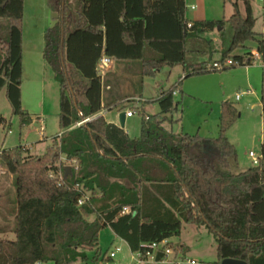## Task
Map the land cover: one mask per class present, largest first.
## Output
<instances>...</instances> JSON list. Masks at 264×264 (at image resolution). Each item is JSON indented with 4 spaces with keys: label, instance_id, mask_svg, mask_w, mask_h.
<instances>
[{
    "label": "trees",
    "instance_id": "obj_1",
    "mask_svg": "<svg viewBox=\"0 0 264 264\" xmlns=\"http://www.w3.org/2000/svg\"><path fill=\"white\" fill-rule=\"evenodd\" d=\"M48 4L57 16L46 31L43 55L59 85V121L65 131L42 155L25 145L0 154L16 188V201L6 216L1 214L0 264L99 262L112 258L99 248L106 227L132 251L144 252V244L180 235L184 224L206 226L214 235V264L226 258L264 264V143L257 165L232 171L237 150L227 131L240 117L233 103L223 104L219 134L208 138L167 126L180 121L173 115L180 112L181 77L149 101L159 104V113L146 115L143 106L135 108L143 115L138 138L99 114L111 105L104 89L113 83L109 71L104 77L97 72L104 56L139 62L141 78L166 66L182 65L186 77L220 71L213 63L229 59L248 66L254 50L264 60V34L255 31L251 0L245 1V14L235 2L227 21L187 18L186 0H77L75 12L69 0ZM262 9L264 18V0ZM23 18L24 0H0V19L8 23L7 35L0 36V92L6 89L13 114L26 125L32 118L21 103ZM227 23L229 47L212 49V38L205 36L217 28L222 33ZM194 39L210 45L202 50L210 55L208 61L189 58L188 42ZM215 52L221 53L219 59H212ZM261 103L264 109V86ZM0 125L10 128L5 117ZM63 156L71 164L68 174ZM10 233L13 239L5 237ZM166 246L176 252L185 248L172 242ZM89 251H94L92 258Z\"/></svg>",
    "mask_w": 264,
    "mask_h": 264
},
{
    "label": "rangeland",
    "instance_id": "obj_2",
    "mask_svg": "<svg viewBox=\"0 0 264 264\" xmlns=\"http://www.w3.org/2000/svg\"><path fill=\"white\" fill-rule=\"evenodd\" d=\"M238 3L240 11L245 14V1L243 0H186L187 18L194 20L196 16H202L205 20H225L227 21L235 12L234 3ZM251 4L256 18L255 31L264 34V18L262 9V0H251ZM70 11L75 12L77 0H69ZM191 6H195L194 9ZM57 14L48 4V0H25V13L23 18V78L21 86L22 108L32 118L26 125L20 123V117L13 114L12 106L7 99L6 89L0 92V118L5 117L10 122V128L0 126V152L3 149L14 148L19 145L27 146L33 155L44 154L52 146L53 138L59 136L60 128V90L58 82L55 79L54 72L50 65L44 59L45 34L46 31L55 23ZM6 31V26L0 22V33ZM219 28L207 34L205 38H212V49L221 50L228 48L232 38V32L228 23L224 26L223 32ZM201 40H191L188 42L189 58L191 60L208 61L210 55L202 53V50L209 48L210 45ZM249 46L256 48L254 42ZM2 43L0 41V56H2ZM238 53L241 50L237 51ZM220 52L213 53L212 59H219ZM115 63H120L115 61ZM133 71L126 73L123 70L116 72V78L130 87L131 94H135L140 100L125 99V110H133L134 116L127 118L125 129L131 138H138L141 135V124L143 115L135 108L139 106L146 115H155L160 112V106L156 102H149L157 98L162 89H169L179 81V76L183 73L184 67L177 65L175 67H163L155 76H146L141 78L135 74L139 62H135ZM237 66L227 70L209 72L201 75L184 78L188 83H192L195 90L192 95L184 91L178 94L176 100L180 103V112L174 113V131L185 124L191 126L201 123L204 129L208 130L220 122L222 106L225 102H231L238 109L240 117L227 131V136L235 145L237 150V163L233 161L232 171L241 172L252 166L253 160L249 153L253 151L257 156L261 155V145L264 143V109L261 103V91L264 86V70L257 62L250 66ZM248 68V71H247ZM111 68L108 70L110 71ZM250 70V73H249ZM73 73V72H72ZM79 77L74 78L78 81ZM129 80V82L127 81ZM183 80V82H184ZM182 82V83H183ZM129 84V85H128ZM248 89H252L250 93ZM241 94V99L236 100V95ZM191 95V97H190ZM78 98L84 102L82 92L79 91ZM197 96V97H193ZM190 98L191 100L186 101ZM129 107V108H128ZM116 112V111H115ZM178 113V114H177ZM110 117V115H107ZM62 161L66 162L65 156ZM16 201V188L13 183V175L9 173L0 162V221L2 215L8 214L13 202ZM13 220L12 216H9ZM13 223V222H12ZM110 227L101 231L99 248L103 254L116 250L121 246L123 252L117 255L126 254L125 259L131 264L133 252L131 253L126 244L121 239L110 241L108 233ZM13 239L14 234L7 236ZM186 243V256H177L184 258V264H190L188 260H195V264H214L217 259L216 239L206 226H195L184 224L180 235L174 236L173 241L178 240ZM174 253V252H173ZM175 254V253H174ZM169 255L166 261H160L157 264H173L176 260L175 255ZM94 251H89L92 258ZM117 259H115L116 261ZM172 260V261H168ZM89 264H113L111 262H93Z\"/></svg>",
    "mask_w": 264,
    "mask_h": 264
},
{
    "label": "crops",
    "instance_id": "obj_3",
    "mask_svg": "<svg viewBox=\"0 0 264 264\" xmlns=\"http://www.w3.org/2000/svg\"><path fill=\"white\" fill-rule=\"evenodd\" d=\"M192 8V6H191ZM24 13H25V0H24ZM202 16H196L194 18V20H203L201 19ZM0 22H2V26L5 25L7 26L8 23H7V20L6 19H0ZM7 35V27H6V31L0 33V36L1 38H4L5 36ZM136 63L135 62H130L129 64L127 63H124V62H120V63H115V61L113 60L112 64H111V70L109 71V78L112 79V85L111 86H107L106 89H104V96L106 97L107 101H109V103H111L110 106H107L106 108H104L99 114L100 115H103L105 117V119L108 121V122H111V123H114L118 126L121 127L120 125V119H119V115L122 111H129L128 110H125L123 107L126 105V107L128 106L126 103H124L125 99L127 98H130V99H135V100H140L139 97H137L135 94H131L130 93V87H127L123 84L122 81L118 80L116 78V72L119 70H123L124 72L128 73V72H132L133 71V66L135 65ZM137 70L135 72V74L139 75L140 74V68H139V65L137 66ZM246 68V67H245ZM247 71H248V68H247ZM249 73H250V70H249ZM182 78V80H184V78H188L185 76V73H184V70H183V73L179 76ZM129 82V80H127ZM189 81H185L182 83V91L184 93V91L187 92V84H188V92L189 94H193L195 93L194 89H193V84L192 83H188ZM120 83V84H118ZM129 85V84H128ZM252 90V89H251ZM127 95H130L129 97H125ZM190 95V97H191ZM193 97H197V96H193ZM188 100H191L190 98L186 99V101ZM142 103L143 102H146L143 101V100H140ZM137 107V106H136ZM129 108V107H128ZM116 111V112H115ZM107 115H110V117H108ZM134 115H132L131 117H127L126 116V121H125V126H126V123H127V118H132ZM179 124V122H178ZM125 126L123 127L125 129ZM126 130V129H125ZM219 131H220V122L217 121V123H214V125L211 127V129H204V126L201 124V123H197V124H193L192 127L191 126H186L185 124H183L180 128H179V131H176V132H183V133H188V134H200L202 137H205V138H208V137H216L218 136L219 134ZM126 132L128 133V131L126 130ZM62 134V132H60L59 136ZM129 134V133H128ZM196 226V225H195ZM199 227V226H197ZM110 232L111 233H108V237L110 239L109 242H113V241H116V239H121L127 246V248L129 249V251L132 253L133 251L131 250L130 246L128 245V243L123 240L121 237H119L118 235H116L114 233V231L110 228ZM116 238V239H115ZM174 237L164 241L165 243L167 242H172L174 244H178V245H184L185 248H182L181 251L179 252H176L175 250L174 253L177 255V256H186V247L188 246L186 243L182 242L180 239L178 240L179 243H175L173 241ZM121 248V250L118 252V251H114L112 250L111 252H115V256L112 257V258H109V259H101L100 261L101 262H111L113 261V264H128L126 259H125V256L126 254H122V255H117L118 253L120 252H123V249L121 246H118ZM216 249H217V244H216ZM101 250V249H100ZM102 251V250H101ZM107 253V252H106ZM110 256V254H107V258ZM115 259H117L115 261ZM99 261V262H100ZM218 261V257L216 259V261L214 263H216Z\"/></svg>",
    "mask_w": 264,
    "mask_h": 264
},
{
    "label": "built area",
    "instance_id": "obj_4",
    "mask_svg": "<svg viewBox=\"0 0 264 264\" xmlns=\"http://www.w3.org/2000/svg\"><path fill=\"white\" fill-rule=\"evenodd\" d=\"M195 6H192V9H194ZM254 54V60L252 62V65L256 64L257 62H260L263 70H264V60L262 59L260 53L256 50H254L253 52ZM113 60L108 57V56H104L100 62L98 63V66H97V72L98 74L101 76V77H104L106 75V73L108 72V70L111 68V64H112ZM226 66H233V65H237V66H240L239 63H235L232 59H229L226 61L225 64H221V63H218V62H215L213 63V67L218 69V70H223L224 67ZM250 66V65H248ZM247 67V66H246ZM252 90L251 89H248L247 92L250 93ZM241 94H237L236 95V100H240L241 99ZM132 115H134V111L133 110H129L126 112V116L127 117H131ZM95 116V115H94ZM94 116L92 117H88V118H85L83 119L82 121L78 122L76 125H81L85 122H87L88 120L92 119ZM2 126V128H4L5 126L3 125H0ZM2 152V151H1ZM0 152V154H1ZM250 157L252 158V162L254 165H257L259 163V157L260 156H257L253 151H251L249 153ZM80 204L83 203V200H80L79 201ZM125 210H127V208H125ZM145 247V251H133V256H132V263L131 264H145V263H148V262H152L154 261L156 255L158 252H163V257L161 258V261H166V259L169 257V255H173L174 251L173 249H171L170 247H167L166 246V243L163 241V242H152V243H148V244H144L143 245ZM121 248L118 247L116 249V251H120ZM175 255V254H174ZM115 256V252H111L110 253V257H114ZM177 257V255H176ZM184 258H176V260L173 262V264H184V261H183ZM168 261H172V260H168ZM188 263L190 264H195L196 261L195 260H188L187 261ZM36 264H39V263H36Z\"/></svg>",
    "mask_w": 264,
    "mask_h": 264
},
{
    "label": "water",
    "instance_id": "obj_5",
    "mask_svg": "<svg viewBox=\"0 0 264 264\" xmlns=\"http://www.w3.org/2000/svg\"><path fill=\"white\" fill-rule=\"evenodd\" d=\"M246 1V0H243ZM119 119H120V125L123 128L125 126V121H126V111H122L119 115ZM71 167L70 166H66V171L67 174L70 172ZM163 252H158L154 261L152 262H148L145 264H157L161 261V258L163 257ZM220 264H248L246 261L241 260V259H233V258H226L221 260Z\"/></svg>",
    "mask_w": 264,
    "mask_h": 264
}]
</instances>
